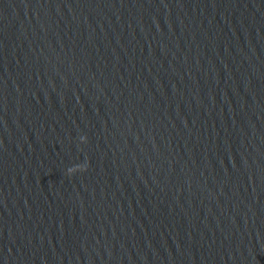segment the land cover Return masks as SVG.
Wrapping results in <instances>:
<instances>
[{"label":"water","instance_id":"95a60500","mask_svg":"<svg viewBox=\"0 0 264 264\" xmlns=\"http://www.w3.org/2000/svg\"><path fill=\"white\" fill-rule=\"evenodd\" d=\"M0 264H264V0H0Z\"/></svg>","mask_w":264,"mask_h":264}]
</instances>
